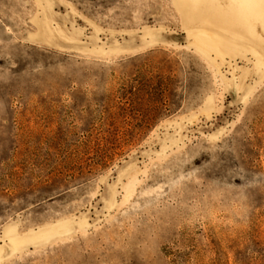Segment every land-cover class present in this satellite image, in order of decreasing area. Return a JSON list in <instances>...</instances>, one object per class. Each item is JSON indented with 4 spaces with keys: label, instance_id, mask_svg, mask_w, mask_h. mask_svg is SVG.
Returning <instances> with one entry per match:
<instances>
[{
    "label": "rangeland",
    "instance_id": "1",
    "mask_svg": "<svg viewBox=\"0 0 264 264\" xmlns=\"http://www.w3.org/2000/svg\"><path fill=\"white\" fill-rule=\"evenodd\" d=\"M0 264H264V0H0Z\"/></svg>",
    "mask_w": 264,
    "mask_h": 264
},
{
    "label": "bare ground",
    "instance_id": "2",
    "mask_svg": "<svg viewBox=\"0 0 264 264\" xmlns=\"http://www.w3.org/2000/svg\"><path fill=\"white\" fill-rule=\"evenodd\" d=\"M205 37H206V38H209V40H213V37H211V36H206V35H205ZM214 45H215V43H212V41H211V43H209V47H212L213 49H215V48H214Z\"/></svg>",
    "mask_w": 264,
    "mask_h": 264
}]
</instances>
